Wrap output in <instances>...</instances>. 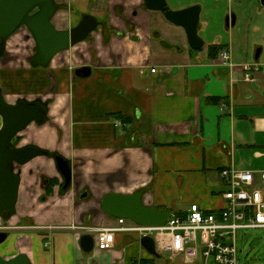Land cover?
I'll return each instance as SVG.
<instances>
[{
  "label": "crops",
  "instance_id": "1",
  "mask_svg": "<svg viewBox=\"0 0 264 264\" xmlns=\"http://www.w3.org/2000/svg\"><path fill=\"white\" fill-rule=\"evenodd\" d=\"M166 2L172 11L201 8V49L193 50L185 28L145 0H56L58 30H70L86 14L100 25L47 68L32 66L37 45L27 28L7 40L0 58L3 100L48 104L47 121L30 124L17 147L59 153L70 162L73 181L65 192L57 185L46 194L43 176L63 180L54 160L41 156L21 167L18 203L0 245L5 259L25 254L32 264H187L168 254L152 258L137 234L119 233L114 249L91 253L80 240L94 236L92 229L119 226L102 209L108 194L144 190L147 207L185 214L198 204L218 212L224 168L264 169V67L249 82L248 62L221 65L210 49L221 46L219 53L227 49L233 58L240 16L235 26L226 20L235 0ZM259 6L248 2L242 9ZM249 52L244 44L241 53ZM81 67L91 75L76 76Z\"/></svg>",
  "mask_w": 264,
  "mask_h": 264
},
{
  "label": "water",
  "instance_id": "2",
  "mask_svg": "<svg viewBox=\"0 0 264 264\" xmlns=\"http://www.w3.org/2000/svg\"><path fill=\"white\" fill-rule=\"evenodd\" d=\"M150 10L161 11L167 19L178 26L184 27L193 50H199L204 42L198 36V25L201 8L194 6L182 11H172L166 0H145ZM264 7V0H259ZM58 12L56 0H0V56L6 49L7 40L22 28H27L32 34L37 54L31 64L38 68H47L54 57L68 51L71 47L86 41L97 31L100 23L92 15H84L80 23L70 30L61 31L56 28L53 20ZM227 25H236V16L227 17ZM260 52L257 54L259 57ZM91 68L81 67L76 70V76L87 78ZM0 115L4 126L0 130V218L6 213L12 217L19 199L21 186V167L41 156H48V151L37 146L29 145L18 148L20 134L33 122L44 124L47 121V110L33 102L19 101L9 105L3 100L0 90ZM65 185L64 190L70 189L73 181V171L70 162L62 155L52 158ZM86 196V195H85ZM145 191L131 195L111 193L104 197L102 209L111 217L125 219L143 227H164L172 209H159L144 205ZM6 225V220L3 221ZM8 238L7 232H0V245ZM80 245L85 253L95 249L94 236L85 234L81 237ZM142 247L152 256L160 258L155 238L145 236L141 239ZM0 264H32L28 256L19 254L14 258L5 259L0 255Z\"/></svg>",
  "mask_w": 264,
  "mask_h": 264
},
{
  "label": "built area",
  "instance_id": "3",
  "mask_svg": "<svg viewBox=\"0 0 264 264\" xmlns=\"http://www.w3.org/2000/svg\"><path fill=\"white\" fill-rule=\"evenodd\" d=\"M218 61L232 66L231 52L222 50ZM254 70H258L256 65L244 67L247 81L254 82ZM220 176L226 187L222 210L205 212L193 204L185 214L172 213L164 227H143L119 219L117 227L91 230L95 233V248L109 251L116 246L117 234H137L140 240L145 236L154 237L159 254H168L187 264H239V231L264 229V170L227 167Z\"/></svg>",
  "mask_w": 264,
  "mask_h": 264
},
{
  "label": "rangeland",
  "instance_id": "4",
  "mask_svg": "<svg viewBox=\"0 0 264 264\" xmlns=\"http://www.w3.org/2000/svg\"><path fill=\"white\" fill-rule=\"evenodd\" d=\"M248 2L259 1L235 0L234 3L233 13L235 16H240V22L235 27V31L241 32L242 35H236L237 43L233 49L232 61L236 64L248 62L246 65H256L259 69V67H264V13L262 15L260 13V10H264V8L260 5L257 11L247 10L250 6L248 8L243 7L242 9V5H247ZM244 44H247L250 48L248 56L241 53ZM259 50H262V57L257 62L256 56ZM237 249L239 264H264V229L239 231L237 235ZM162 258L164 260L168 259V255L165 254Z\"/></svg>",
  "mask_w": 264,
  "mask_h": 264
},
{
  "label": "flooded vegetation",
  "instance_id": "5",
  "mask_svg": "<svg viewBox=\"0 0 264 264\" xmlns=\"http://www.w3.org/2000/svg\"><path fill=\"white\" fill-rule=\"evenodd\" d=\"M4 54H5V52H4ZM4 54L2 56H0V58H2L4 56ZM34 104L37 105V106H41L44 109L47 108V107H45V104H43V103L41 104L40 102H34ZM55 182H56V185H55ZM57 185H60L61 190L62 189L64 190L63 186L65 185V181L62 180V182H59V180L57 178H48L46 176H43L42 186L44 187V189L46 191V194H48L51 189L53 190L54 187L57 186ZM6 216H7V214L5 213L3 215V220L4 221L6 220L7 226H5L3 223L2 224L0 223V232H4L5 231V232H7L9 234L10 228L8 227V223H9V219L10 218L6 219L5 218Z\"/></svg>",
  "mask_w": 264,
  "mask_h": 264
},
{
  "label": "trees",
  "instance_id": "6",
  "mask_svg": "<svg viewBox=\"0 0 264 264\" xmlns=\"http://www.w3.org/2000/svg\"><path fill=\"white\" fill-rule=\"evenodd\" d=\"M211 51H213L214 52V54H216V55H219V51L222 49V47L221 46H212L211 48ZM47 103H45V107H47ZM46 110H47V108H45ZM57 155H59V153H57V152H50V151H48V156L49 157H51V158H54L55 156H57ZM55 185H56V182H55ZM52 189L50 190V192L48 193V194H51L52 193ZM63 192H65V190H63ZM177 214H180V213H177ZM5 218H9V216H6ZM152 258H154V256H151ZM149 262H150V260H141V263L142 264H149ZM134 264H137V262L135 261L134 262Z\"/></svg>",
  "mask_w": 264,
  "mask_h": 264
}]
</instances>
